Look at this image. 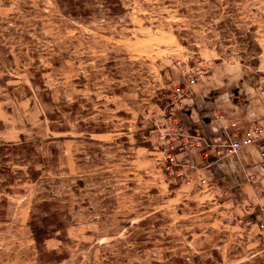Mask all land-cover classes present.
<instances>
[{
  "label": "rangeland",
  "instance_id": "obj_1",
  "mask_svg": "<svg viewBox=\"0 0 264 264\" xmlns=\"http://www.w3.org/2000/svg\"><path fill=\"white\" fill-rule=\"evenodd\" d=\"M250 102L264 105V0H0V264H264V228L245 223L260 188L232 203L168 170L160 139L169 110L186 126L193 108ZM43 200L61 261L39 257Z\"/></svg>",
  "mask_w": 264,
  "mask_h": 264
},
{
  "label": "built area",
  "instance_id": "obj_2",
  "mask_svg": "<svg viewBox=\"0 0 264 264\" xmlns=\"http://www.w3.org/2000/svg\"><path fill=\"white\" fill-rule=\"evenodd\" d=\"M194 83L195 79L192 78L188 84L177 87L176 93L173 96L174 102L178 101L180 104H183L182 97L188 94V87ZM167 116L171 126L166 131L162 130L160 134V139L169 144L168 149L165 150L170 162L167 169L171 172L175 171L182 178H188L191 170L196 169L194 168L196 165L193 163V159L190 158L191 152L194 149L199 150L205 158L213 156L215 160L219 161L233 155H239L243 148L250 144L259 143L260 145H264V117L255 118L246 127H240L233 123L234 128L230 129L224 123L226 112L215 107L211 109V116L215 122L220 123L221 129L216 135L207 136L200 129L186 128L180 120V115H175L174 111L169 110ZM249 177L256 182L254 175H249ZM200 184L207 188H216L217 186L215 181L205 176L200 179ZM258 193L263 197L262 200H264V183L258 190ZM260 196L258 197L260 198ZM249 208H252L250 204H248L246 209L248 216L252 215L254 217L250 216L251 220L249 219L245 223L250 224L254 220L264 228V217L261 216V213H264V203L263 205L257 204L255 211H251ZM238 221L242 222L243 219L240 218Z\"/></svg>",
  "mask_w": 264,
  "mask_h": 264
},
{
  "label": "crops",
  "instance_id": "obj_3",
  "mask_svg": "<svg viewBox=\"0 0 264 264\" xmlns=\"http://www.w3.org/2000/svg\"><path fill=\"white\" fill-rule=\"evenodd\" d=\"M223 100L226 101L227 99ZM223 107L226 112L224 123L230 129L234 128L233 123L240 127H246L255 118L264 117V105L262 103L255 105L250 102L248 108L246 107L241 111L235 109L234 106L230 107V105L226 104ZM194 110L195 108L189 114L192 119L187 120L186 127L188 129H200L207 136H214L220 132L221 125L212 119L211 110L205 117L201 116L199 120L193 117ZM263 151L264 145L254 143L244 147L239 155H233L217 161L213 156L205 158L199 150L194 149L190 158L193 159V163L196 165L194 168L196 169H192L190 173L198 170L206 178L220 182L223 186H229L234 195L230 198L232 203L239 204L244 202V206H246L250 202L254 203V197H257V190L264 183ZM249 175H254L256 182L250 179ZM250 216L254 217L252 215L248 217Z\"/></svg>",
  "mask_w": 264,
  "mask_h": 264
},
{
  "label": "trees",
  "instance_id": "obj_4",
  "mask_svg": "<svg viewBox=\"0 0 264 264\" xmlns=\"http://www.w3.org/2000/svg\"><path fill=\"white\" fill-rule=\"evenodd\" d=\"M59 130L64 131L66 129H64V127H59ZM21 137H23L24 139L25 135H22ZM13 146L14 149L25 147L28 150L25 157L22 158L23 160L33 158L32 152L35 150V146L33 145V143L26 140H22V142L20 143H14ZM28 170H29L28 173L30 175V178H32L33 180H36L40 177L41 170L36 169L35 164H33V162H31L28 165ZM51 203L52 201L43 200L41 203L37 202L35 204V206L37 208H40L41 211H39V213L33 212L30 225L32 227L36 246L39 250L40 259L45 261L47 260L46 258L49 256L52 260L61 261L62 259L65 258L64 254H60L56 251L48 252L45 247L46 240L55 236L56 231L63 230V228L65 227L63 221H53L54 223L48 222L50 220H53V217H57V212L51 211V206H52ZM37 216H40L41 219L40 220L36 219ZM157 264H161V263H157Z\"/></svg>",
  "mask_w": 264,
  "mask_h": 264
}]
</instances>
